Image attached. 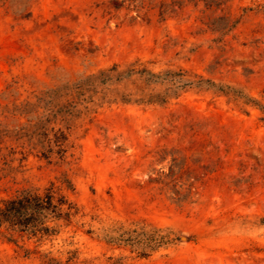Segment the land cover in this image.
Segmentation results:
<instances>
[{
  "label": "rangeland",
  "instance_id": "374dc122",
  "mask_svg": "<svg viewBox=\"0 0 264 264\" xmlns=\"http://www.w3.org/2000/svg\"><path fill=\"white\" fill-rule=\"evenodd\" d=\"M114 64L264 104V0H0V200L66 178L78 208L51 238L0 234V264H264L260 110L212 86L141 102L137 75L114 97L89 79Z\"/></svg>",
  "mask_w": 264,
  "mask_h": 264
},
{
  "label": "trees",
  "instance_id": "16d2710c",
  "mask_svg": "<svg viewBox=\"0 0 264 264\" xmlns=\"http://www.w3.org/2000/svg\"><path fill=\"white\" fill-rule=\"evenodd\" d=\"M163 4L159 7V14L163 15ZM229 25V21L223 25L227 30L232 27ZM229 27V28H228ZM219 25H217L218 30ZM137 75L138 78L135 82V88L133 93L129 96H136V100L141 102H158L165 101L167 96L175 95L178 90L183 89L190 85H196L197 87H214L217 91L224 92L225 94H231L235 99H242L245 104L251 103L256 106L260 112V121L264 123V104L252 99L247 95H244L240 91H236L229 86L216 85L212 81L198 79L196 81L190 80L185 77V73H176L172 71H164L160 73H154L146 68H134L129 67L126 69H119V66L114 64L108 69L99 71L95 75H91L89 79L98 80L102 84H107V90H111L109 87L123 79ZM166 83L167 87L165 92L161 93L154 89L153 85ZM115 96H123L117 92H114ZM124 98V97H123ZM66 137L63 133H59L56 138L57 152H64L62 146ZM51 152V150H49ZM72 189V184L66 178L61 179V186H56L54 182H50L48 186L42 190L38 189H24L18 194L6 199L0 200V234L8 235V240H13V236L26 237L27 239L35 238L38 241L51 238L60 232V229L64 225L71 223L73 217L77 214L78 208L74 202H72L68 196L62 191V189ZM168 235H162L159 237L155 246L169 243ZM140 241H135V244H139ZM145 249L141 247L140 254L146 255ZM44 264H62L61 261L54 257H47Z\"/></svg>",
  "mask_w": 264,
  "mask_h": 264
}]
</instances>
